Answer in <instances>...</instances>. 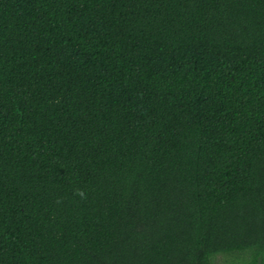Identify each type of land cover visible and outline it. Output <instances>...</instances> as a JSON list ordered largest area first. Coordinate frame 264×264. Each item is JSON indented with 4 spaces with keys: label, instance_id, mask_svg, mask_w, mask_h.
<instances>
[{
    "label": "trees",
    "instance_id": "trees-1",
    "mask_svg": "<svg viewBox=\"0 0 264 264\" xmlns=\"http://www.w3.org/2000/svg\"><path fill=\"white\" fill-rule=\"evenodd\" d=\"M264 264V0H0V264Z\"/></svg>",
    "mask_w": 264,
    "mask_h": 264
},
{
    "label": "rangeland",
    "instance_id": "rangeland-1",
    "mask_svg": "<svg viewBox=\"0 0 264 264\" xmlns=\"http://www.w3.org/2000/svg\"><path fill=\"white\" fill-rule=\"evenodd\" d=\"M246 256L247 255L236 254L229 259L219 256L216 258L214 264H243V260L247 258Z\"/></svg>",
    "mask_w": 264,
    "mask_h": 264
}]
</instances>
